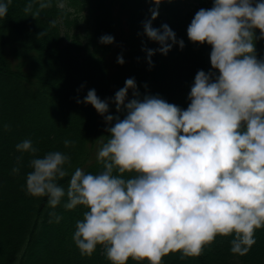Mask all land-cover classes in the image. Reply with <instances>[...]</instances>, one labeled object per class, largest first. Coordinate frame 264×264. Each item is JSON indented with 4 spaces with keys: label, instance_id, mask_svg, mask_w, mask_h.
I'll use <instances>...</instances> for the list:
<instances>
[{
    "label": "clouds",
    "instance_id": "clouds-1",
    "mask_svg": "<svg viewBox=\"0 0 264 264\" xmlns=\"http://www.w3.org/2000/svg\"><path fill=\"white\" fill-rule=\"evenodd\" d=\"M11 2L0 0V18ZM160 3L155 0L143 24L144 34L161 45L146 49L150 65L156 51L167 55L176 43L185 46L169 25L153 27ZM51 5L52 0H29L24 12L37 17ZM57 7L65 10V0H57ZM187 34L193 43L211 45V65L219 75L197 72L186 110L159 96L141 100L135 79H127L114 98L117 112L126 115L105 116L115 123L97 152L99 173L76 168L65 189L59 181L69 176V155L51 151L40 158L31 140L16 145L33 155L29 195L46 196L52 209L65 197V209H88L73 234L82 255L91 256L99 245L111 264H162L176 252L181 259L198 257L218 235L234 234L230 251L243 256L256 243L255 230L264 228V60L256 55V40L264 39V0H214L211 9L195 14ZM100 43L112 44L114 37L104 35ZM118 63H124L122 56ZM130 89L136 98L126 103ZM83 103L101 115L109 111L94 89ZM73 144L64 141L65 147ZM50 215L57 223L62 219Z\"/></svg>",
    "mask_w": 264,
    "mask_h": 264
},
{
    "label": "trees",
    "instance_id": "trees-1",
    "mask_svg": "<svg viewBox=\"0 0 264 264\" xmlns=\"http://www.w3.org/2000/svg\"><path fill=\"white\" fill-rule=\"evenodd\" d=\"M65 2V10H60L57 0H52L49 9L56 24L49 29L55 44L71 61L91 72L94 80L90 87L65 92L66 80L56 82L51 75H45L43 53L37 45L28 43L9 27L0 28V83L12 91L9 96L11 104L6 105V109L18 112L11 114L16 117H10L1 112L5 107L0 106V133L11 126V132L5 133L0 141V207L10 212L9 223L0 232V264H111L103 246L98 245L91 256L82 255L73 240L76 221L82 220L83 213L88 210L85 206L67 210L64 208L65 197L60 205L52 209L46 196L28 194L26 177L32 171L29 162L33 155L18 152L17 144L31 140L38 149L36 156L40 158L51 151L69 155L70 165H65L69 176L59 181L67 189L76 168L92 174L102 171L103 165L97 160V152L110 135L107 129L115 123L109 124L105 116L123 119L126 115V110L117 112L114 98L127 79H135L141 100L148 95L159 96L186 110L197 72L203 70L219 75L211 65V45L193 43L187 34L195 14L200 9H211L214 0H161L159 16L152 21L153 27L162 30L163 24L169 25L177 41L183 40L185 46L181 49L176 43L167 55L156 51L151 57V65L146 49L156 50L161 45L144 34L143 24L151 19L150 9L157 7L155 0ZM255 31L259 37V29ZM104 35L114 37V43H100ZM256 55L264 60V39L256 40ZM121 56L123 64L118 63ZM55 82L58 84L57 91H52ZM92 89L101 100L109 103L108 113L101 115L92 105L83 103ZM134 98L130 89L126 103ZM78 100L81 102L78 103ZM21 109L28 118H43L39 120L46 121L45 127L32 136L22 129L17 133L13 124L19 118ZM65 140L74 144L65 147ZM18 157L22 159L18 161ZM14 168H19V172L13 173ZM53 211L62 217L59 223L50 215ZM232 239L234 234L218 235L200 256L189 258L194 264H264V228L255 230L256 243L246 255L230 251ZM41 241L46 243L43 257L35 249ZM180 255L179 252L168 254L162 264H178L181 262ZM128 264L149 262L130 259Z\"/></svg>",
    "mask_w": 264,
    "mask_h": 264
},
{
    "label": "rangeland",
    "instance_id": "rangeland-1",
    "mask_svg": "<svg viewBox=\"0 0 264 264\" xmlns=\"http://www.w3.org/2000/svg\"><path fill=\"white\" fill-rule=\"evenodd\" d=\"M29 0L12 1L8 6L7 16L0 18V28L3 26L9 27L19 34H21L25 40L30 44L37 45L43 53V64H45V75H51L56 82L58 80H66L67 87H65V92H70L73 89L87 88L93 84V75L87 70L83 65L75 64L71 61L69 56H67L63 49L53 41L52 32L49 26L52 25V21H55L52 11L49 8L40 10V14L37 17L31 16V14H25L24 8L26 7ZM39 9V5H33V12ZM46 32L44 36L39 37V34ZM53 84L52 91H57V83ZM64 91V90H63ZM12 91L7 89L0 83V99L2 101L1 112L9 114H17L18 112H10L6 105H10L9 96ZM19 113V118L16 119V123L13 124L17 129L16 132L19 133L22 129L24 132L28 133L30 136L42 130L45 127V120H39L36 116L27 117L23 109ZM12 111V110H11ZM0 112V113H1ZM16 117V116H13ZM43 119V118H40ZM23 122L24 124L23 126ZM19 126V127H18ZM26 126V127H25ZM21 130V131H22ZM11 132V126L4 129L3 133H0V141L5 136V133ZM5 149V148H4ZM5 151V150H3ZM0 152V160H1ZM10 212L2 206L0 207V232H2L3 227L9 223ZM46 243L41 241L36 246L35 249L41 253L39 256L43 257L45 254ZM178 264H194L191 258L185 257L181 259L179 256ZM34 264V263H29Z\"/></svg>",
    "mask_w": 264,
    "mask_h": 264
}]
</instances>
